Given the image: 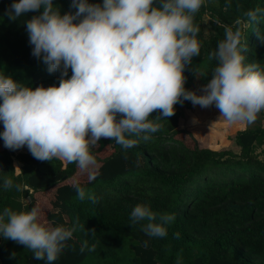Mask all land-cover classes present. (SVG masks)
<instances>
[{
  "label": "trees",
  "instance_id": "16d2710c",
  "mask_svg": "<svg viewBox=\"0 0 264 264\" xmlns=\"http://www.w3.org/2000/svg\"><path fill=\"white\" fill-rule=\"evenodd\" d=\"M12 2L0 0V74L33 90L38 86L58 87L60 73H49L47 65L31 55L25 21L39 13L29 12L10 21L6 13ZM88 3L102 4V0ZM53 4L61 15L75 11L70 8L71 0H53ZM255 8L264 10V0H232L230 7L226 0H205L194 18L200 28L197 39L201 50L184 70L186 90L198 95L211 79L216 61L209 59V54L224 39V26L243 32L242 43L248 48L245 63L264 67V42L257 36V31L264 35V14L259 24L251 26L243 16ZM237 20L242 23L237 24ZM70 76L71 69L65 79ZM192 105L190 101L175 105V114L158 121L162 127L151 140L131 148L102 138L91 150L96 164H101L94 170L96 178L85 184L75 181L59 186L50 195L53 209L55 204L62 208L45 213V226L60 225L58 222L66 217L62 225L76 227L54 264H264V112L230 138L236 151L212 150L197 144L189 147L177 139L184 132L179 121ZM158 115L154 112L150 118ZM2 126L0 123V132ZM76 168L75 163L55 159L38 161L29 151L14 154L0 149V213L6 207L16 212L31 210L33 202L23 200L72 178ZM84 176L89 177V173ZM5 179L19 185V190L5 189ZM77 185L85 189L84 200L78 198ZM87 196H94L98 202ZM137 204L148 205L157 213L156 223H161L160 215H175L174 221L164 225L166 236L145 235L141 229L147 221L131 224L130 213ZM144 241H148L147 247ZM85 242L87 247L82 252ZM0 264L47 262L34 259L23 245L0 236Z\"/></svg>",
  "mask_w": 264,
  "mask_h": 264
},
{
  "label": "clouds",
  "instance_id": "9594fccd",
  "mask_svg": "<svg viewBox=\"0 0 264 264\" xmlns=\"http://www.w3.org/2000/svg\"><path fill=\"white\" fill-rule=\"evenodd\" d=\"M231 3L226 0L227 7ZM204 5L205 0H71L75 11L61 15L53 0H13L6 13L10 21L39 13L25 21L31 55L42 60L49 73L58 71L60 78L58 87L33 90L0 74L3 146L12 151L27 147L42 162L75 163L94 180L91 169L97 161L91 150L98 141L110 139L125 149L147 142L161 129L158 121L173 116L174 106L184 101L201 108L214 105L229 125L253 124L264 112V67L245 63L248 48L239 28L224 26V39L209 54L216 66L202 94L184 87L186 66L200 56V28L194 18ZM261 14L260 8L249 9L244 22L257 25ZM257 36L264 42L259 31ZM69 69L71 76L65 79ZM133 136L138 139L128 138ZM3 187L19 190L11 179H5ZM76 192L80 200L86 198L83 187L77 185ZM87 198L98 202L94 196ZM156 220L157 213L145 204L135 205L130 213L132 225L147 221L141 230L159 238L167 235L164 225L175 215ZM75 231V226L40 223L36 207L19 212L6 207L0 213V236L47 264H54ZM85 247L87 242L82 252Z\"/></svg>",
  "mask_w": 264,
  "mask_h": 264
},
{
  "label": "rangeland",
  "instance_id": "374dc122",
  "mask_svg": "<svg viewBox=\"0 0 264 264\" xmlns=\"http://www.w3.org/2000/svg\"><path fill=\"white\" fill-rule=\"evenodd\" d=\"M207 19L205 18L204 25L207 26ZM207 30V29H206ZM202 92L199 91L198 95H201ZM241 125V127H239ZM243 128V124H233L229 125L220 114V111L213 105L208 108H201L199 105H192L191 109L185 111L184 117L179 121V129L184 131L177 136V139L184 142L185 145L192 147L194 144H197L201 148H210L212 150H220V149H232L234 151L235 148L230 140V138L239 130ZM3 129V126H2ZM214 135L215 137H207L208 135ZM212 142H210V141ZM3 140H0V149H4ZM97 148V145L92 148V151ZM263 149V147L261 148ZM9 150V149H8ZM10 152L17 154L19 152L28 151L27 147L21 148L19 150H9ZM264 158V154L262 156ZM16 169H18V164H14ZM101 164H96L91 171H94L95 168L99 167ZM89 172H81V170L77 167L76 174H79V178L77 176H73L70 180H64L61 184H69L74 183L75 181H80L85 184L89 182V177H85ZM131 175H128L127 178H131ZM64 184V185H65ZM57 189V185L50 188L48 191H38L32 193L31 199L23 200L24 203L33 202V207L39 209V222L46 225V222L42 220L44 216L49 212H52V203L50 201V195L55 192ZM62 208L61 204L58 206L55 204L54 209ZM52 208V209H51ZM58 209V208H57ZM47 212V213H46ZM46 213V214H45ZM65 218L62 223L58 222V224L65 225Z\"/></svg>",
  "mask_w": 264,
  "mask_h": 264
},
{
  "label": "crops",
  "instance_id": "0c3cea01",
  "mask_svg": "<svg viewBox=\"0 0 264 264\" xmlns=\"http://www.w3.org/2000/svg\"><path fill=\"white\" fill-rule=\"evenodd\" d=\"M245 128V124H243V128L241 129V130H243ZM4 149H6V150H8L7 148H4ZM27 152V151H26ZM20 153V152H19ZM71 178H69L68 180H70ZM36 180H40V181H43L42 179H36ZM61 184V183H60ZM65 183H63L62 185H64ZM69 184H71V183H69ZM62 185H59V186H62ZM58 185H57V187H59ZM48 190H50V189H48ZM48 190H46V191H48ZM43 220V219H42Z\"/></svg>",
  "mask_w": 264,
  "mask_h": 264
}]
</instances>
